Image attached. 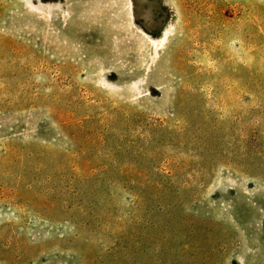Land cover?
Instances as JSON below:
<instances>
[{
	"label": "rangeland",
	"instance_id": "obj_1",
	"mask_svg": "<svg viewBox=\"0 0 264 264\" xmlns=\"http://www.w3.org/2000/svg\"><path fill=\"white\" fill-rule=\"evenodd\" d=\"M0 264H264V0H0Z\"/></svg>",
	"mask_w": 264,
	"mask_h": 264
}]
</instances>
